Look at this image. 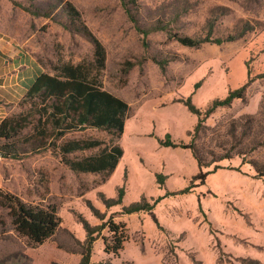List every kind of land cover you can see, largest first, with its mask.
<instances>
[{
  "label": "rangeland",
  "instance_id": "1",
  "mask_svg": "<svg viewBox=\"0 0 264 264\" xmlns=\"http://www.w3.org/2000/svg\"><path fill=\"white\" fill-rule=\"evenodd\" d=\"M68 2L106 47L103 87L130 106L121 138L124 155L102 182L101 174L73 172L56 146L28 150L25 129L21 147L28 151L18 159L0 155V187L28 203L56 204L62 223L44 243L31 246L0 205V261L78 264L77 250L92 227L90 264H264V177H256L248 162L264 160V145L245 160L236 155L212 163L200 183L193 178L199 165L191 149L160 143L169 133L176 142L194 143L212 161L210 152L238 146L246 114L253 116L254 128L264 125V0H126L128 7L121 0H0V42L15 52L3 53L1 61L15 60L18 67L28 56L51 74L62 62L91 64L93 44L74 29ZM247 23L253 29L220 45L190 47L175 37L205 36L210 29L212 36L225 37ZM139 28L148 30L145 38ZM246 83L244 99L203 114L195 130L198 116L183 101L190 98L205 110ZM25 95L0 101V119L29 111ZM87 137L109 139L105 131L88 129L64 140ZM157 173L165 176L163 185ZM146 202L148 209L125 212ZM109 222L119 224L117 233ZM122 233V248L107 252Z\"/></svg>",
  "mask_w": 264,
  "mask_h": 264
},
{
  "label": "trees",
  "instance_id": "2",
  "mask_svg": "<svg viewBox=\"0 0 264 264\" xmlns=\"http://www.w3.org/2000/svg\"><path fill=\"white\" fill-rule=\"evenodd\" d=\"M123 5L128 7L126 0ZM66 13L74 22L77 32L85 36L94 47V55L91 64L62 62L54 66V74L43 71L28 88L25 99H28L31 108L27 112H21L15 115L7 116L0 122V155L6 158L18 159L22 152L46 148L49 145L56 146L61 160L75 173H98L102 175V182L108 180L112 175L121 158L124 155V148L121 144V138L124 133L126 119L129 112V104L121 97L106 90L101 80V72L106 67L107 50L99 38L89 29L82 20L80 11L72 2H68ZM127 11L133 22L137 23L136 17L131 11ZM144 38L148 30L139 28ZM253 29V26L244 24L237 29L235 33H229L225 37L212 36L211 29L205 36L178 35L176 39L185 46L199 47L205 42L222 44L226 41L235 40L242 37L247 31ZM161 62V61H158ZM163 63V64H162ZM165 62H161V66ZM249 83L238 88L230 89L228 95L224 98H215L209 105L202 110L190 98L183 101L198 116L195 130L202 125L203 117L210 116L219 107L229 106L235 99H244ZM261 112H264V96L262 99ZM246 119L242 128L241 140L238 146L225 147L224 152L215 154L212 161H207L201 154L200 148L194 143L176 142L171 135L166 134L165 140L160 143L165 146L182 147L191 149L199 165V171L193 178L205 183L212 163L223 159L233 158L238 155L244 160L246 157L264 145V125L254 128V118L250 114L244 116ZM30 129L26 141L29 144L28 150H24L21 145L22 134L25 129ZM94 129L105 131L109 136L108 140L99 137H87L78 139L64 140L66 135L71 132L86 131ZM263 135V137H262ZM62 139L59 144L56 141ZM246 139V142H242ZM244 144L245 147L239 146ZM94 150V153L84 156L69 155L81 151ZM248 162L255 170V176L264 177V160L251 158ZM218 166L216 165L215 168ZM157 182L163 185L164 178L162 174L157 173ZM124 189L119 190V199L121 201ZM109 203V200L106 199ZM0 205L8 210L11 224L14 231L21 236H25L29 245L37 246L44 243L52 237L59 229L62 223V217L59 214L56 204H32L25 202L18 195L4 190L0 187ZM149 203H134L125 208L126 213H133L142 209H148ZM151 204V208H154ZM156 218V217H155ZM110 230L114 233L118 231V225L115 222H109ZM93 228L87 227V237L81 243V259L78 264H90L93 250V243L96 237L93 235ZM124 241L123 233L115 240L111 249L106 247L107 252H118L122 248ZM0 264L6 262L0 261ZM20 264V262H12ZM54 264H62L55 262Z\"/></svg>",
  "mask_w": 264,
  "mask_h": 264
},
{
  "label": "crops",
  "instance_id": "3",
  "mask_svg": "<svg viewBox=\"0 0 264 264\" xmlns=\"http://www.w3.org/2000/svg\"><path fill=\"white\" fill-rule=\"evenodd\" d=\"M3 53L13 56L15 52L6 44L0 42V101L8 103L24 96L36 77L45 70L35 58L28 56H25L23 64L20 63L18 67H16L15 60L11 62L7 58V62L1 61ZM21 61H23L22 55L19 59V62ZM2 118L0 122L3 120Z\"/></svg>",
  "mask_w": 264,
  "mask_h": 264
}]
</instances>
